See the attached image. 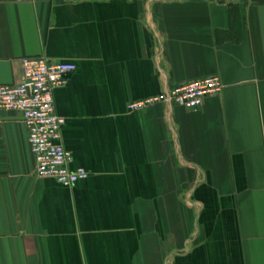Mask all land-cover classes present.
<instances>
[{
    "label": "crops",
    "instance_id": "crops-1",
    "mask_svg": "<svg viewBox=\"0 0 264 264\" xmlns=\"http://www.w3.org/2000/svg\"><path fill=\"white\" fill-rule=\"evenodd\" d=\"M25 56L56 88L71 187L0 118V264H264V0H0V85ZM219 77L193 111L132 101Z\"/></svg>",
    "mask_w": 264,
    "mask_h": 264
},
{
    "label": "built area",
    "instance_id": "built-area-1",
    "mask_svg": "<svg viewBox=\"0 0 264 264\" xmlns=\"http://www.w3.org/2000/svg\"><path fill=\"white\" fill-rule=\"evenodd\" d=\"M75 69L74 62L25 56L21 59L17 82L0 85V118L10 111L22 113L36 162L35 175L39 178L53 177L65 187H71L90 175L85 168H70L72 154L61 142V128L65 119L57 114L55 108V89L64 85ZM221 90L219 77H207L180 83L153 98L132 101L127 108L140 110L163 100L197 111L206 97Z\"/></svg>",
    "mask_w": 264,
    "mask_h": 264
}]
</instances>
